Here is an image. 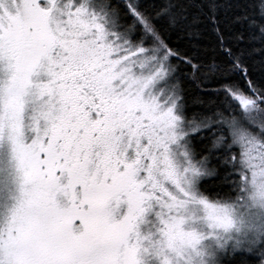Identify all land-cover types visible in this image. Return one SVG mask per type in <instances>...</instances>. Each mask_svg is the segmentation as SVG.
<instances>
[{
    "label": "snow or ice",
    "instance_id": "1",
    "mask_svg": "<svg viewBox=\"0 0 264 264\" xmlns=\"http://www.w3.org/2000/svg\"><path fill=\"white\" fill-rule=\"evenodd\" d=\"M0 264H264V0H0Z\"/></svg>",
    "mask_w": 264,
    "mask_h": 264
}]
</instances>
